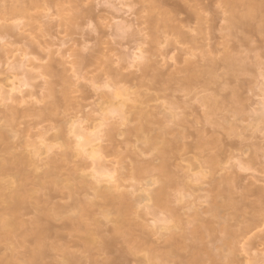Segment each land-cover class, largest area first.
<instances>
[{
	"label": "rangeland",
	"instance_id": "rangeland-1",
	"mask_svg": "<svg viewBox=\"0 0 264 264\" xmlns=\"http://www.w3.org/2000/svg\"><path fill=\"white\" fill-rule=\"evenodd\" d=\"M186 2L195 6L202 2L207 4L209 0ZM171 3H178V6L184 7L185 2L164 0L163 4H157L156 0H0V30L2 26L14 28L11 35L0 33V114H2L0 127L4 125L7 116L13 114L15 117V128H8L1 141L3 147L9 148V152L12 153L27 154L35 152V148L38 147L41 155L36 165L30 168L31 180L45 171L50 159L54 158L59 160L54 166L57 167L59 180L62 182L56 187L57 190L64 186L72 188L75 182L71 180L72 177L68 179L69 170L81 164L86 167L93 162L88 156L90 146L87 145L84 149V152L90 149L86 153L79 148L85 139H78V132L75 134L77 129L83 134L86 133V137L95 139L104 136L107 124H115L117 127L115 139L113 142L108 140L111 145L107 142V137L104 139L106 142H93L92 145L102 148L100 149L102 154L95 158L96 160L100 158L101 161L104 160L102 162H106V166H111L109 170L114 173L111 175L114 178L112 183H108L109 185L122 184L123 187L120 188L122 192L139 190L134 196L140 198V203L129 217V223L137 225L135 227L137 237L134 239L147 243H160L163 236L170 234L168 228L175 225L171 221L173 214L163 210L164 207L160 205L159 207L162 208L152 207V202L148 199H141L148 192L158 188L159 184L148 185L147 178L123 180L118 178L119 171L116 169H120L121 165L133 164L136 154H140L141 158L152 159L157 155L161 145L156 150L143 152V143L130 134L127 136L125 133L127 128L137 123L122 120L124 118L122 114L113 115L120 101L110 100L107 97L115 90L117 92V89L127 90L129 94H133L129 95V105L134 104L136 92L151 97L146 109L159 113L160 118L168 116L169 112L173 111L180 116L186 115L188 133L191 137L180 142L187 145L186 147L172 150L174 158L171 171L175 173L178 185L168 191L169 195L166 199V207L172 208L173 212L180 216V221L185 227L177 230L179 235L191 237L189 233L193 225L189 222L194 220L197 213L218 229L224 226L236 229L250 216L249 208L246 210L249 214L244 216L242 212H236L228 207L227 198L217 200L223 206L219 215L211 212L214 204L211 198L207 199L210 194L208 192L226 177L232 179L233 198L238 200L247 196L246 199L251 204L256 197V200L258 199L259 191H264V115L262 118L258 117L264 113V59H259L260 63L254 60L258 51L264 54V32L257 33L258 35L252 36V39L251 35L247 37V41L252 42L251 44L246 41L247 45H245L244 42L243 49L241 48L243 52L239 54L245 59L244 69L239 71L220 69L215 74L210 73L193 82L188 88L179 87L172 93L170 89L164 92L169 86L168 83L161 85L164 89L160 85H155L156 88H161L156 90L152 88L154 82L151 77L140 78L143 74L141 72L143 64L147 62L148 56L152 58L149 64L154 68L157 66L156 68L166 75L165 78L169 77L168 75L177 78L189 77L194 71L188 70L190 66L199 65L208 58L221 56L224 48L221 44L222 40L223 42L230 40L234 44L237 42L232 36L228 35L225 38L224 33L219 30L206 29L208 23L205 21L197 27L196 22L190 20L189 26L188 20H185L187 17L185 12H181L182 14L170 12L171 16L169 15L170 18L166 20L164 12L172 10ZM217 5L212 6V11L216 10ZM15 6L22 7L25 12L17 17L4 16L5 10ZM211 14L210 12L208 16L210 17ZM179 27L188 34L185 40L175 33ZM192 36L196 39H192L194 38ZM257 46L258 51L255 50ZM215 48L221 51L215 53ZM250 48H254L255 54ZM139 54L144 57L142 63L135 59ZM248 55L252 56L250 60ZM17 65L22 68H18ZM47 67L55 73L49 74ZM113 74L125 76L126 81L117 84L116 80L119 78H116V75L113 78ZM137 76L140 80H135L134 77ZM15 89L17 90L14 91ZM51 89L53 91L50 95ZM7 92H10L9 96L12 93L10 101ZM21 94L27 97V103L18 101V96L21 97ZM27 94L31 97L26 96ZM171 94L179 100V103L182 100L187 101L184 108H176V105L171 104V97L165 98L166 95ZM5 95L6 100L2 97ZM51 106L55 107V113L52 115L46 110ZM58 135H61L60 139L56 137ZM67 143L73 146L69 155L64 154ZM197 143L198 145L193 148ZM47 146L53 148L45 153ZM106 148L108 150L113 148L121 155L112 154L113 156L106 158L103 155V149L106 152ZM140 156L137 155V158ZM93 168L97 169V166L91 168L87 166L86 170L76 173L75 176L90 174ZM2 179L6 181L8 178ZM85 179L90 182L95 180L93 176ZM100 179L110 180V177L102 176ZM63 191L66 192V189ZM249 192L252 195L251 199H248ZM47 193L46 190L30 192L36 195L38 200L47 199L49 197ZM92 193L93 191H90L89 200L94 202L96 199ZM53 195L56 196L53 203L58 205L70 203L67 198L63 200V195L58 192H53ZM36 199L33 202H36ZM32 217L33 214H30L26 219ZM115 218L114 215L105 218L99 214L94 217L103 225V229L110 227ZM83 223L90 225L89 228H95L94 222L89 219H83ZM65 233H69V230ZM70 233L73 238L68 236L67 241L82 243V240L88 237L86 227H81L79 232ZM66 240L58 244H64ZM204 242L209 246L212 245L209 239ZM244 242V245L242 241L238 246L240 249L235 257V264H264L262 255L264 226L254 230ZM30 247H33L31 241L1 239L0 264H23L27 248ZM117 248L118 253L105 256L110 257L111 260L118 258L115 264H161L157 259L149 260L147 246L141 248L138 246L134 249L130 242L120 239ZM72 250L76 251L78 248L74 247ZM80 251L82 252V249ZM53 253V261L49 258L47 261H52L53 264L56 260L57 263L55 261L54 264H58L61 256H58L59 253L56 255L55 252H51L50 255ZM180 253L187 255L188 250ZM105 257L98 258L103 260Z\"/></svg>",
	"mask_w": 264,
	"mask_h": 264
},
{
	"label": "bare ground",
	"instance_id": "bare-ground-1",
	"mask_svg": "<svg viewBox=\"0 0 264 264\" xmlns=\"http://www.w3.org/2000/svg\"><path fill=\"white\" fill-rule=\"evenodd\" d=\"M180 1L183 3L185 2L184 7H181V5L178 6V3H171L172 10L169 9L167 11L165 9L166 12H164V17L166 20L170 18V14L172 12L176 14H182L185 12L187 14L185 20H188L187 24H189V26L190 20H192V22L195 21L197 27L205 21V23H208V28L206 29H210L212 31L219 30L224 33L225 36H223L225 38L228 35L229 37L232 36V38L237 41L236 44L232 43L233 41L231 42L230 40L225 42L222 40L224 43L223 44L221 42L222 46L224 45L223 50L214 49L215 53L221 51V56L218 58H208L199 65L190 66L191 70L189 68L188 70H194L195 72L192 71L191 76L182 78L170 75L165 78L166 75H163L160 69L156 68L157 66L154 68L153 65H150L152 58L150 59L151 56H148V58H146L147 62L145 61L146 63L143 64L141 71L143 74H141L142 76H140V78L151 77L152 82H154L152 88L156 90L161 88L164 89L161 85L168 83L169 86L164 89V92L170 89L172 93L179 87L188 88L193 82H197L199 79L206 77L210 73L215 74L220 69H227L229 71H239L242 68L244 69L246 66V64H244L245 59L240 56L243 52L241 51V48L244 42L245 45H247V37H250L251 35L252 39V36L254 37L264 32V0H209V3L207 4L202 2L200 4H196L195 6L188 4V2H186L187 0ZM156 3L163 4L164 0H156ZM215 4H218L221 7H217L215 11H212V6ZM24 12L25 10L22 7L15 6L5 10L3 14L4 16L8 15L17 17L22 15ZM210 12L212 14L209 17L208 14ZM206 13H208L207 16H205ZM183 27L184 26H182V28ZM12 28L13 27L10 26H2L0 33L4 35H11V33L14 32V28L13 30ZM120 28L121 26L119 29ZM180 30L184 32V29L179 27V30L175 33H177V36L181 37L182 40H185L187 38L186 35L188 34L186 32L182 33ZM192 39L196 38L194 37ZM230 43L232 44L230 45ZM247 43L251 44L252 42L249 43L247 41ZM254 43L256 44V42ZM245 45L244 47H246ZM258 46L257 49H255L256 51H258ZM253 49L250 48L252 53L255 51ZM246 51L248 52V50ZM148 53H150V51ZM257 53L258 54L254 53L256 56L255 59H253L258 60L259 62V59H264V54L259 53V51ZM250 57L252 56H249L248 60L251 59ZM253 59L252 61H254ZM49 67H47L48 69L46 68L47 72L49 74L55 73ZM35 68L38 69V67ZM54 75L58 76L57 74ZM115 75L116 78H119L116 80L117 84H119V82L123 83V81H126L125 76L121 74H113V78ZM134 78L135 80H140L138 76ZM148 79L150 80V78ZM172 83L173 85H171ZM155 85H160L161 88H156ZM52 89L49 92L50 95L52 94ZM16 90L17 89L14 91ZM117 90V92H115V90L107 97L110 100L118 99L120 101L118 102V106L116 105V110L113 112L122 114L124 117L122 120L128 123H137L136 125L129 126L127 128L125 131L127 136L130 134V136L132 135L138 141L142 142L144 145L143 152H148L149 150L151 151V149L156 150V148L161 145V147L158 148L157 155L153 156L154 158L152 157V159L150 158V160H148L141 158L140 154H136V159H134L133 164L129 163L128 165L125 163L126 165H121L120 169H116L119 171V173L116 171L119 175L118 178H123V180H146L147 178L148 185L159 184L158 188L148 192V195H144V198L143 196L140 197L141 199H148V201H151L152 207H159L160 205L164 208H159L173 214L171 221H173L175 225L172 228H168V230H170V234L163 236L160 243H147L146 241L142 242L141 240L138 241L137 239H134L137 237L135 236V227H137V225L135 223H129V217L136 208V205L140 203V198L136 196L138 198L137 200L134 196V193L139 190L135 189L131 192H122L120 191L122 184L109 185V182L112 183L114 177L111 175H114V173L109 170L111 166L108 167L109 165L106 166V162H102L104 160L101 161L100 158L96 160L95 157L100 153L102 154V151L100 150L102 148L95 147V144L92 145L93 142H106V140H104L106 137L108 138L107 142H113V139H115V130L117 129L115 124L106 125L107 129L104 133L105 138H103L104 136H101L91 139L90 137H86V133L83 134L82 131H78L77 129L75 134L78 132V139H85H82L85 143L82 141L83 145L80 144L81 146H79V148H81V151L84 152L87 145L90 146L91 150L88 149L86 152H89L90 150L88 156L92 158L93 162L91 165L87 164L86 167L81 164L79 167L75 166L74 168H71L69 170L68 179H71L70 177H72L71 180H73L75 184L72 188L64 186L57 190L56 187H59L62 182L59 180L60 177L57 172V167L54 165H56L59 160L57 161L54 158L50 159L48 168L31 180L32 171L30 168L34 167L38 158H40L41 153L38 151L39 148L37 147L35 148V152L27 154L24 152L12 153L9 152V148L3 147V142L1 141L8 132V128H15V117L13 114H10L6 117V119L3 117L5 119V123L2 127H0V240L18 239L21 242L31 241L33 243V247L27 248V254L24 256L25 261L23 264H51L54 256V253L50 255L51 252H55L56 255L58 253L61 254H58V256H61V260H59L58 264H115L117 263L118 258H113L111 260L110 257L105 256L114 255L119 252L117 243L120 239L130 242L134 249L138 246H140V248L142 246H147L149 251V260L157 259L161 261V264H235V257L240 249L238 247L239 244L243 241L244 245V241L254 230L264 226V191H259L257 194V200V197L254 195L256 198L254 199L255 201L252 200L253 202H251V204L250 201L246 199L247 196H243V198L241 197V199L239 198L238 200L233 198L234 192L232 189V179L230 177L227 179L226 177V179L221 181L219 185L218 183L217 185H214L215 188L213 187V190L211 189L212 191L208 192L210 194L207 199L211 198V201L214 204L211 212L214 215H219L223 206L217 200L220 198H227L229 201L227 204L228 207L236 212H242L244 216L249 214V212H246L247 208H249V211L251 209L250 216L244 219L236 229L229 228L227 226L218 229L213 226L212 222L203 219L201 214L197 213L194 220L189 222V224L193 225L192 229L187 228L190 229L189 235H191V237L189 238L186 237V235H179L177 230H182L184 225L180 221V216L177 215L176 212L174 213L172 208L169 209L166 207V199L169 195L168 191L178 185L175 177L176 175L171 171L172 160L174 158L172 150L175 148L180 149L182 146L186 147L187 145L185 146L184 143L180 144V142H184L186 139L191 137L188 133L189 127L187 126L188 120L186 119V115L183 114V116H180V114L173 111L169 112L168 116L160 118L159 113L146 109L147 103L151 101V97L142 94V92H136V98L133 102L134 104L129 105V95L131 96L133 94H129L127 90ZM10 92H7V96L10 97L8 98L9 101L12 98V93L11 96H9ZM7 96L5 95L2 97L5 99ZM26 96L29 98L31 97L29 94ZM169 97L172 98L171 100L169 99L171 104L174 106L176 105V108H184L187 104V101L185 102L184 100H182L183 103L182 101L179 103V100L172 94L165 96V98ZM26 98L23 95L21 97L18 96V101L20 103H27ZM54 108V106H51L46 110H48V112L52 115L55 113ZM176 108H173V110H176ZM126 115L128 116L126 117ZM263 115L264 113L258 117L262 118ZM168 122L170 125H168ZM56 137L60 139L61 135ZM197 145L198 143L193 145V148ZM52 148L53 147L51 146H47L45 153L50 152ZM72 148L73 146H71V143H67L64 154L69 155L68 153L73 150ZM103 150V155L106 158L110 157L112 154L114 156H117L118 154L117 150L114 151L113 148L112 150H108L106 148V152L105 149ZM111 151L115 153H112ZM78 154L81 155L80 153ZM105 154H108L109 156ZM137 155L144 160L141 161L139 157L137 158ZM213 164H215L214 160ZM94 165L97 166V169L93 168L92 173L83 174L81 177L75 176L76 173L86 170L87 166L88 168H91ZM88 176H93L95 180L91 182L87 181L85 178ZM102 176L110 177V180H101L100 177ZM2 178L8 179L3 181ZM213 179H211V181ZM63 189H66V192H64ZM40 190H46L48 192L47 197L48 195L49 197L45 200H38L36 199V195L30 194V192L37 193ZM90 191H93L92 195L96 199L94 202L89 200ZM53 192L62 194V199L64 200L67 198L70 200V203H65L64 205L53 203V199H56ZM249 197L250 198L248 199H251L252 197L250 192ZM35 199L37 201L33 202ZM246 200L249 203H247ZM142 201L143 200H141V202ZM30 214H33V217L26 219V217ZM96 214L102 215L105 218L114 215L116 218L113 219L114 222L110 227L103 229V225L94 219ZM83 219L93 221L95 228H89L90 225L84 224ZM165 221L167 222V220ZM81 227H86L88 232V237L83 239L82 243L76 241L74 242V240H66L68 236L73 238L70 232H79L81 231ZM66 230H69V233H65ZM206 239H209L210 244L212 243L211 246L204 242ZM63 240H66L64 244H58V242ZM74 247L78 248V250L73 251L72 248L74 249ZM94 248H96V251H94ZM80 249H82V252ZM185 250H188L187 255L180 253V251ZM262 255L264 257V253ZM99 256H103L105 258L103 260H99ZM48 258L52 261H47Z\"/></svg>",
	"mask_w": 264,
	"mask_h": 264
},
{
	"label": "snow or ice",
	"instance_id": "snow-or-ice-1",
	"mask_svg": "<svg viewBox=\"0 0 264 264\" xmlns=\"http://www.w3.org/2000/svg\"><path fill=\"white\" fill-rule=\"evenodd\" d=\"M217 7L220 8L221 6H220V5H217ZM135 59H136L137 62H141V63H142L143 60H144V57H143L142 54H139V55L136 56ZM106 86H107V85L105 84V87H106ZM113 115H115V113H113Z\"/></svg>",
	"mask_w": 264,
	"mask_h": 264
}]
</instances>
